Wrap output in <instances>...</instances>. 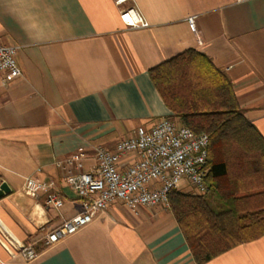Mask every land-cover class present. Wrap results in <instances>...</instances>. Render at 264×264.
<instances>
[{"label":"crops","instance_id":"obj_1","mask_svg":"<svg viewBox=\"0 0 264 264\" xmlns=\"http://www.w3.org/2000/svg\"><path fill=\"white\" fill-rule=\"evenodd\" d=\"M125 6L148 26L124 25ZM0 42L17 46L21 71L0 75V181L10 189L0 197V264H194L169 208L133 214L119 201L43 248L44 233L80 211L56 160L83 147L88 168L95 146L171 118L148 69L187 48L225 71L264 138V0H0ZM27 176L51 183L61 206L24 194ZM9 240L39 256L26 263ZM205 264H264V233Z\"/></svg>","mask_w":264,"mask_h":264},{"label":"trees","instance_id":"obj_2","mask_svg":"<svg viewBox=\"0 0 264 264\" xmlns=\"http://www.w3.org/2000/svg\"><path fill=\"white\" fill-rule=\"evenodd\" d=\"M148 74L170 119L208 136V191L167 195L193 263L205 264L264 233V138L243 116L229 76L203 52L187 48Z\"/></svg>","mask_w":264,"mask_h":264},{"label":"built area","instance_id":"obj_3","mask_svg":"<svg viewBox=\"0 0 264 264\" xmlns=\"http://www.w3.org/2000/svg\"><path fill=\"white\" fill-rule=\"evenodd\" d=\"M130 0H115L118 6ZM243 1V0H236ZM119 17L130 28L147 27L148 22L134 6L122 7ZM187 24L194 31V18ZM17 46L0 42V75L12 81L21 75L16 62ZM208 136L196 133L164 117L151 128L136 129L131 135L118 140L113 148L95 146L92 149L93 165L85 168L86 150L78 147L68 156L57 159L63 170L65 184L80 200V211L58 227L44 233L42 247H49L66 235L89 224L113 202H121L130 212L137 214L141 208H169L168 192L184 190L191 194H204ZM51 183L32 176L23 180L24 194L35 197L45 193V202L55 208L61 198L50 191ZM27 263L39 256V249L32 244L9 240Z\"/></svg>","mask_w":264,"mask_h":264},{"label":"water","instance_id":"obj_4","mask_svg":"<svg viewBox=\"0 0 264 264\" xmlns=\"http://www.w3.org/2000/svg\"><path fill=\"white\" fill-rule=\"evenodd\" d=\"M9 191H10V189H9L8 185L4 181H0V197L3 194L9 193Z\"/></svg>","mask_w":264,"mask_h":264},{"label":"rangeland","instance_id":"obj_5","mask_svg":"<svg viewBox=\"0 0 264 264\" xmlns=\"http://www.w3.org/2000/svg\"><path fill=\"white\" fill-rule=\"evenodd\" d=\"M187 190H188V189H186V188H185L184 190L182 189L181 191H184V192H186Z\"/></svg>","mask_w":264,"mask_h":264}]
</instances>
